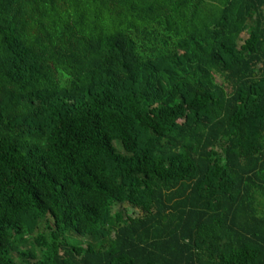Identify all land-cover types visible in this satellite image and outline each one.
<instances>
[{"label":"trees","instance_id":"1","mask_svg":"<svg viewBox=\"0 0 264 264\" xmlns=\"http://www.w3.org/2000/svg\"><path fill=\"white\" fill-rule=\"evenodd\" d=\"M0 264H264V0H0Z\"/></svg>","mask_w":264,"mask_h":264}]
</instances>
